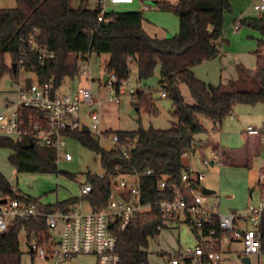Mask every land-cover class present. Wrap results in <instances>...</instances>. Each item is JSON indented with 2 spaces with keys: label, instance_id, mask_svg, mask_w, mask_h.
Returning <instances> with one entry per match:
<instances>
[{
  "label": "trees",
  "instance_id": "obj_1",
  "mask_svg": "<svg viewBox=\"0 0 264 264\" xmlns=\"http://www.w3.org/2000/svg\"><path fill=\"white\" fill-rule=\"evenodd\" d=\"M172 1L156 0L158 10L173 13L179 22L178 33L163 39L151 37L144 31L140 12H106L104 20L109 21L98 22L100 8L97 4L91 7L89 0H79L77 8L71 7V0H14V9H0V79L8 76L15 83L23 72L33 75L38 83L52 80L53 88L57 90L64 80H74L79 75V55H107L103 73L114 76L111 89L119 94L130 77L132 64L136 66L139 82L152 78L154 70L159 68L158 86L170 100L172 117L176 121L168 130L139 126L131 132H107L117 136L122 145L133 144L127 158L120 152L103 150L89 133L73 135L83 147L100 157L104 170L102 177L90 176L87 179L91 193L82 200L92 208H100L108 202L112 177L133 171L141 174V203L152 207L149 213L139 217L118 235L119 264H149L148 242L157 239V227L162 226L161 213L156 205L173 200L175 189L183 186L184 174L188 175L189 183L198 185V175L187 173L182 164L183 156L192 150L200 154L207 149L218 153L219 146L214 142H196V135L207 134L199 118L221 124L237 104L264 105V62L255 74L258 82L255 91H225L221 86L201 82L192 72L194 67L218 57L224 15L231 12L230 1ZM238 24L257 31L263 38L257 45L264 49L262 17L244 18ZM40 50L52 53L53 57L39 60ZM6 58L10 65H7ZM30 82L26 79L27 84ZM100 83L103 85L102 79ZM179 85L187 87L193 105L184 102ZM103 86L107 87V84ZM131 96L137 115L141 111L153 118L159 115L151 93L136 91ZM255 139L259 146V139ZM0 149L12 151L8 162L17 174L57 172L54 152L30 147L24 139L13 141L0 137ZM116 166L118 170H115ZM146 171L150 174L145 175ZM163 177L166 181L161 191L157 184ZM0 198L34 203L47 213L66 211L79 201L72 199L42 207L38 200L14 190L1 172ZM186 200L191 201L189 197ZM208 229L218 231L216 222L207 226ZM21 231L26 234L28 244L33 239L42 243L46 235L44 220L15 219L7 232L0 233V264H20L22 253L18 236ZM258 232L264 255V214Z\"/></svg>",
  "mask_w": 264,
  "mask_h": 264
},
{
  "label": "built area",
  "instance_id": "obj_2",
  "mask_svg": "<svg viewBox=\"0 0 264 264\" xmlns=\"http://www.w3.org/2000/svg\"><path fill=\"white\" fill-rule=\"evenodd\" d=\"M132 3L133 0H96L100 8L98 22L109 21L104 20L108 7ZM252 11L257 17L261 16L264 13V0H256ZM234 29L237 30L238 25ZM45 57L52 58L53 54L46 50L38 51L39 60ZM90 57V54L78 56V76L85 80L90 77L87 66ZM108 77L107 87L111 88L114 76L109 74ZM26 79L31 82L27 84ZM14 84L15 100L7 101L0 113V132L15 137L16 141L24 139L32 146L53 151L56 162L59 158L71 160V155L66 151L67 140L77 133H83L82 129L86 127L94 139L110 137L113 144L111 150L127 158L133 144L122 145L117 136L99 129L97 117L100 105L91 88L81 87L74 92L62 91L61 87L55 90L52 80L38 83L35 78L32 81L27 76ZM124 86L129 87L128 81ZM122 94L124 91L120 89L115 99L116 105L120 103L119 96ZM130 94L133 92L130 91ZM160 96L166 97L164 90H161ZM85 120L92 123L88 126ZM245 133L264 144V129L248 126ZM202 164L205 168L210 165L206 160ZM115 170H118V166ZM144 174L149 175L150 171ZM140 176V173L133 171L112 177V192L106 205L94 209L88 204V212L81 210L80 203L66 211L47 213L34 203L0 198L6 201L0 205V233L7 232L15 219H42L46 228L43 242L33 239L28 244L29 253L40 264H65L81 256L93 257L96 264H119L118 235L125 232L139 217L149 213L152 207L141 203ZM197 179L199 182L203 176L198 175ZM165 181L166 177H163L157 184L159 190L165 188ZM182 182L183 186L175 189L172 201L156 205L161 213L162 226L157 227L158 237L153 241L159 243L158 239L167 228L184 223L194 234L196 245L178 248L167 254L168 264H220L227 249L225 247L234 244L241 246L240 258H248L249 264L252 259L259 260L264 256L258 232L264 214V167L260 168L258 176L260 199L257 205H248L242 212L227 215L219 214L217 206L206 207L203 197L192 196L193 185L188 182L187 174L182 176ZM90 193L91 185L86 182L80 189L81 200ZM186 197L191 201L187 202ZM213 222H216L218 231L206 230Z\"/></svg>",
  "mask_w": 264,
  "mask_h": 264
},
{
  "label": "rangeland",
  "instance_id": "obj_3",
  "mask_svg": "<svg viewBox=\"0 0 264 264\" xmlns=\"http://www.w3.org/2000/svg\"><path fill=\"white\" fill-rule=\"evenodd\" d=\"M231 12L224 15L223 21V42L220 51L224 57L204 62L195 67V76L204 81L208 85L217 86L223 84L226 80L233 77L232 65L236 60L248 62L250 52L256 49L258 40L263 39L255 30L240 26L236 33H232L234 23L244 18H256L252 11L254 0H229ZM171 2V1H170ZM174 2V1H173ZM79 0H71V7L77 8ZM89 4L93 7L96 0H89ZM146 6V9H143ZM16 4L14 0H0V9H14ZM107 12H140L142 14V27L158 37L168 38L175 36L179 31L178 18L171 12H163L156 8V0H133L129 5L110 6ZM145 31V30H144ZM227 53V54H225ZM238 53L241 55H234ZM108 60L107 55H91L89 59L90 77L87 80L81 76H77L74 80L66 79L61 87L62 91L69 92L81 87L91 88L94 97L99 103L97 121L99 129L102 132H131L141 126L143 129L153 128L154 130H168L175 119L172 117V107L170 100L161 98V88L158 86L159 68L154 70V75L147 81L140 82L137 87V71L136 66H130V77L128 86H123L124 94L119 96L120 103L115 104L117 94L110 88L100 83L104 66ZM7 65L10 60L6 58ZM20 78H31L33 75H27L20 72ZM184 102L187 105H193L194 102L185 85L178 86ZM70 89V90H69ZM130 90L134 92L143 91L153 95L156 101V107L159 115L155 118L147 116L144 112L136 114L132 105L133 99ZM256 90V89H255ZM16 86L8 76L0 79V113L4 110L7 100H15ZM204 127L210 126V120L204 117L199 118ZM86 125H90L92 121L85 120ZM251 126L255 129H264V105H244L237 104L233 108L232 116L226 117L221 125L218 141L225 149L235 150L242 148L244 145V131L246 127ZM0 137L16 141L13 136L0 132ZM207 137L206 134L195 136V140L207 142L213 138ZM98 145L105 151L113 148L110 137H100L96 139ZM66 151L71 155L70 161L59 158L56 161V173L52 174H17L8 162V157L12 155V151L8 149H0V172L9 182L10 186L18 193L38 200L40 206H54L57 203L65 202L72 199H78L83 212L90 210L88 203L81 200V186L87 182L88 177H102L104 170L100 163V157L83 147L75 138L67 140ZM182 160L184 166L190 168L194 173H202L204 179L199 183L194 194L199 195L207 200L211 206H217V212L221 215H227L234 212H242L248 205L256 206L260 199V191L258 189V176L260 168L264 167V149H262L251 162L249 168L235 167L229 165L216 164L215 157L209 151L202 154L186 153ZM206 160L207 168L202 164ZM114 188V187H113ZM115 189V188H114ZM114 191V196L115 190ZM201 189H209L213 191L211 196H203ZM19 249L22 253L20 264H40L29 253L26 234L21 231L18 236ZM158 242H162L164 247L170 251L176 248L193 247L196 245V239L191 232L189 226L184 223H177L174 227L167 228ZM148 263L149 264H165L166 261L158 255L160 250L157 241L150 240L148 242ZM225 254L222 255L220 264H243L241 263V246L234 244L226 246ZM264 264V256L259 260L252 259L251 264ZM65 264H96V260L90 256H81L67 261Z\"/></svg>",
  "mask_w": 264,
  "mask_h": 264
},
{
  "label": "crops",
  "instance_id": "obj_4",
  "mask_svg": "<svg viewBox=\"0 0 264 264\" xmlns=\"http://www.w3.org/2000/svg\"><path fill=\"white\" fill-rule=\"evenodd\" d=\"M165 1H172V0H165ZM254 1H256V0H254ZM146 8H147L146 6H143V9H146ZM260 17H262V19L264 20V14H262ZM236 25H238V29L237 30L234 29V27ZM239 29H240V25L235 22L234 25H233V28H232V33H236ZM144 30L151 37H155V38H158V39H163V37H158V36H155L154 34H151L147 30V28H145V27H144ZM223 41H224L223 38H221V40L218 43L219 55L215 59H219V58L224 57V54H222L221 51H220V47H221V44H222ZM225 54H227V53H225ZM233 54L234 55H241V54H238V53H233ZM248 57H250L248 62H244V61L242 62L241 60H236V62H234L233 65H232V68H233V71H234L233 72V77H231L230 79L226 80L223 84H218L217 86H221V88L223 90L229 91V92H232V91H255V89L257 90L258 89V82L255 79V74H256V72L262 66V64L264 62V49L263 48H259L257 43H256V49L252 50ZM194 69H195V67L192 69V72H193V74L195 76ZM103 75H104V73L102 74V77H103ZM102 77L100 79H102ZM195 77L197 78V76H195ZM197 79L200 80L199 78H197ZM200 81L205 83L202 80H200ZM139 83L140 82L138 81V78H137V87L138 88L140 86ZM74 91L75 90H73V91L70 90V92H74ZM130 91L133 92L132 90H130ZM7 101H12V100H7ZM6 102H5V104H6ZM232 114H233V112H232ZM232 114L230 116H232ZM210 122L211 123H210L209 127H204V125L201 122L200 123L203 126V128L205 130H207V134H206L207 137L212 136L211 138H213V139L211 141L219 146V151H218L217 154L213 153L210 149L205 150V151H209L210 154L216 158L215 161L218 160V163H216V164L235 166L236 168L237 167L249 168L252 160L257 155H259V153H260V151L262 149H264V144H262L260 142L259 146L256 145L257 140L255 138H253V137L248 136L245 133V131H244V145H243L242 148H238V149H235V150L225 149L220 144V142L217 139V136H219L220 128H221V125H222L223 121L221 122V124H216L215 122H212L211 120H210ZM196 142L204 143L201 140H199V141L196 140ZM208 142H210V141H208ZM256 146H257L258 149L256 148ZM195 153H199V152H196L195 150H192V151H190L188 153V155H190V154L193 155ZM185 155H187V154H185ZM185 155L183 156V158L185 157ZM209 164L212 166L213 162H209ZM183 166H184V164H183ZM184 167L187 169V173L188 174H196V175H202L203 176L202 173L197 174V173L192 172L190 170V168H188L186 166H184ZM203 179H204V176H203ZM201 181L198 182L197 186L192 184L193 185L192 196L201 197L199 195L194 194L195 191L197 190V187L199 186V183ZM206 190L211 191V194L207 195V196L213 195V191L212 190H209V189H206ZM204 203H205L206 207H210L211 206V204H209L206 199H205ZM246 207H245V209H246ZM158 247L160 249L158 251V255L160 257H162L164 259V261L167 260V258H166L167 254L173 253L175 250L178 249V248H176L174 251H170V250H168L167 247L166 248L164 247V244H162V242H159ZM165 264H168L167 261H166Z\"/></svg>",
  "mask_w": 264,
  "mask_h": 264
},
{
  "label": "water",
  "instance_id": "obj_5",
  "mask_svg": "<svg viewBox=\"0 0 264 264\" xmlns=\"http://www.w3.org/2000/svg\"><path fill=\"white\" fill-rule=\"evenodd\" d=\"M12 67L15 69V64H13ZM108 78H109L108 75H106V74L103 75V77H102V83H103V85H106L107 84ZM82 131H83V133H88V130H87L86 127H83ZM29 146L32 147V144L29 143ZM201 192H202V195H204V196H207V195H210L211 194V191H208L206 189H201ZM5 202H6L5 199H1L0 200V205L1 204H4ZM241 263H243V264H249V259L248 258H242L241 259Z\"/></svg>",
  "mask_w": 264,
  "mask_h": 264
}]
</instances>
